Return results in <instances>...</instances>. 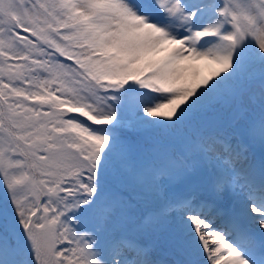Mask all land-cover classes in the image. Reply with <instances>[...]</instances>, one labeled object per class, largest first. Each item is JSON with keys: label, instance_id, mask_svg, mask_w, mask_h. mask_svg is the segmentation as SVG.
<instances>
[{"label": "snow or ice", "instance_id": "1", "mask_svg": "<svg viewBox=\"0 0 264 264\" xmlns=\"http://www.w3.org/2000/svg\"><path fill=\"white\" fill-rule=\"evenodd\" d=\"M0 264H264V0H0Z\"/></svg>", "mask_w": 264, "mask_h": 264}]
</instances>
